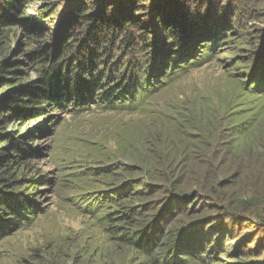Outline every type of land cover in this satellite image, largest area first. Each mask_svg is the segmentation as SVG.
Returning a JSON list of instances; mask_svg holds the SVG:
<instances>
[{
	"label": "trees",
	"instance_id": "16d2710c",
	"mask_svg": "<svg viewBox=\"0 0 264 264\" xmlns=\"http://www.w3.org/2000/svg\"><path fill=\"white\" fill-rule=\"evenodd\" d=\"M233 6L234 0H0V244L36 223L21 191L42 178L23 181V172L30 157L44 155L35 141L54 134L51 122H39L53 107L149 110L151 96L178 74L156 66L174 58L181 42L215 45L208 60L231 55L246 82L234 99L212 90L157 109L156 122L126 142L123 157L114 151L100 158L67 143L74 156L58 164L54 186L99 182L73 197L92 220L60 241L47 233L49 240L18 264H213L221 261L217 251L227 264H264V104L246 100L249 92L264 96L251 84L264 80V1L244 0L237 16ZM16 27L26 32L37 81L19 75L16 60L5 55ZM194 56L187 57L190 67L199 64ZM246 216L255 219L245 225L250 229L234 232L230 222Z\"/></svg>",
	"mask_w": 264,
	"mask_h": 264
},
{
	"label": "rangeland",
	"instance_id": "374dc122",
	"mask_svg": "<svg viewBox=\"0 0 264 264\" xmlns=\"http://www.w3.org/2000/svg\"><path fill=\"white\" fill-rule=\"evenodd\" d=\"M234 3L235 7H231L230 10H235L236 13L234 15L237 16L241 14L244 0H234ZM36 4L31 3L30 5L34 7ZM171 7L173 6L171 5ZM30 11L32 12V9ZM43 19L44 24L49 20V18ZM55 19H57L56 16ZM256 22L255 24L258 25L262 23L258 19H256ZM47 30H49L47 34L51 35L52 30ZM25 33L23 29L18 27L9 33L10 47L5 55L16 60L15 64L19 66V75L25 74L28 81H37L41 73H38L33 64L30 63L27 53H31L25 47ZM222 40H228V46H232L231 38L227 39L226 37ZM204 45L205 47L203 48H197L196 42H181L174 58L169 60L161 59L158 62L156 66L158 70L163 71L164 68L169 67L168 70L175 69L178 74L165 87L151 96L150 102H153L149 110L144 109L142 112L132 111L128 113L101 109L94 104L88 110L72 111L62 109L63 106H61L56 109L53 107L51 111L46 112L43 115L45 116L44 119L42 118L43 116L39 118L41 120L39 122L45 119L51 122L50 126L53 127L54 134L48 135L46 138H36L37 140L34 144L45 146L44 155L35 158L29 156L28 167L23 172V177L25 178L23 181H28L33 177H40L43 184L41 182L35 184L28 181L29 184H32V191H26L21 188L23 189L21 195L28 196L27 207L29 206L30 211L36 214V223L32 226V223L28 224V226L14 232L1 242L0 264H18L21 257H31L49 240H44L47 233L52 234V238H61L57 239L60 241L66 237L76 236V232L83 229L92 220L90 212L77 207L75 204L76 198L74 199L73 197L80 194L88 183L98 185L99 182L87 178L86 181L79 182L83 180L81 178L73 180V185L66 183V186L64 183V185L58 184V186H54L58 164L65 165L66 157L74 156L71 150H68L67 143L70 146L81 147L85 152H89V149H94L95 155L100 158H103L108 152L115 154L114 151H117L116 154L123 157L120 152L122 147L127 145L126 142L132 140L131 143H135L137 136L141 132V127H145L148 123L153 124L156 122L152 118L157 109L162 110L167 106H174L177 102H181L188 97L196 96L197 99H202V96L207 95L206 92H212V90L216 91L215 94L217 92L220 95L227 93V99H234L236 94H240V87L243 91H246L240 86L245 80L244 77L240 76L239 69L234 70L232 56L222 53L220 56L215 55L213 59L208 60L209 53L216 47L209 43ZM245 45L248 47L247 44ZM258 50H264V47L258 48ZM189 55H195L194 59H197L196 62L199 64L192 65L194 67L188 66L189 58L187 57ZM158 72H154L153 75L157 76ZM7 75L13 76V74ZM71 84L73 85L74 82ZM251 84L258 90H264V80H255ZM86 85L89 86V83H86ZM78 86H81V82ZM246 97V100L251 99L250 104L253 107H261L264 104V96L262 95L254 96L249 92V96ZM16 123L17 126L14 127L18 129L20 123L18 121ZM37 135L42 136L40 132H37ZM88 136H91L90 144L85 142ZM89 158L91 159V157ZM94 162L84 161V163H90L91 165ZM4 189V186H0V193H3ZM15 193H19V191L17 190ZM19 204L22 206L21 202ZM2 212L0 211V213ZM253 221H255L254 218L251 220L249 216H246L244 220H232L230 225L233 226L234 232L242 233L250 229L249 227L245 228V225ZM231 243L232 240L226 241L223 244L226 245L224 250H229ZM63 245L65 244L63 243ZM219 249H222V246H219ZM261 251L259 250V252ZM218 256L221 261H214L213 264H227L224 261L228 260H225L220 251L215 254V257ZM248 258L249 260L250 258L256 259V256L248 257L246 255L242 259Z\"/></svg>",
	"mask_w": 264,
	"mask_h": 264
}]
</instances>
